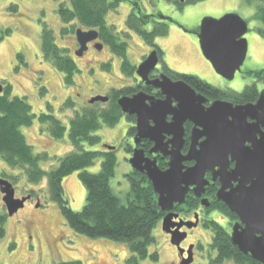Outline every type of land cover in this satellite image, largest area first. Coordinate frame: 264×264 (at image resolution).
I'll return each mask as SVG.
<instances>
[{
	"label": "rangeland",
	"instance_id": "rangeland-1",
	"mask_svg": "<svg viewBox=\"0 0 264 264\" xmlns=\"http://www.w3.org/2000/svg\"><path fill=\"white\" fill-rule=\"evenodd\" d=\"M122 1L120 7L107 16V23L114 25L119 33L128 31L126 19L132 12V0ZM60 2L69 4V0H0V82H9L13 86L14 96L26 97L31 103L33 112L40 115L53 113L61 122L69 127L70 119L75 111L62 109L66 99L76 102V109H82L89 104L94 96L109 95L112 90L125 88L135 80L122 74L121 59L112 55L107 44L103 50L93 45L85 57H76V35L63 37L60 35L62 23L58 15ZM143 15H160L168 20L169 35L156 40L158 46L165 53V62L176 73L196 75L220 90L232 93L242 92L248 85L257 83L261 91L263 84L255 78V73L264 71V37L258 29L260 23L254 18L255 5H247L244 0H206L194 5H187L181 11L174 4L166 0H137ZM230 13L243 17L249 27L245 35L248 40V54L241 70L236 73L233 81H228L215 72L212 64L207 61L201 51L197 32L204 19H217ZM44 19L55 32L57 44L68 48L70 56L74 57L80 73L76 76V85L67 88L64 85L62 73L45 61L41 51V20ZM149 29L152 24H149ZM7 31V33H6ZM10 31V32H9ZM6 33V34H5ZM129 40L128 58L132 64H139L149 51V46L143 43L137 33H132ZM22 54L24 61L18 59ZM110 63L111 71L103 70V64ZM42 87L48 92L42 94ZM51 107V109H50ZM128 119L123 118L115 127L104 126L97 131L101 143L92 150H106L105 145L116 147L118 167L115 177L111 179L114 192L126 198L130 190L126 175L132 170L129 159V147L135 144L128 136ZM23 133L28 144L35 152H47L53 160L42 163V168L52 170L58 166L56 158H62L73 151L68 133L64 140L52 139L44 126L36 119L30 127H24ZM98 159L94 166L87 168L91 173H98L101 167ZM6 174L7 177H3ZM20 171L10 168L0 158V179L9 181L16 189L15 197L30 199L24 208L13 217L8 215L3 194L0 191V215L7 214L6 235L0 240L1 264H59L70 260H81L83 264H125L131 255L126 243L108 238H88L77 234L67 225L60 207L49 197L47 179L37 185H31ZM12 176H18L15 181ZM65 195L69 198L70 207L76 212L82 210L86 202V190L82 185L78 172L67 176L63 182ZM32 192H34L32 194ZM32 194V195H31ZM39 205V206H38ZM38 206V207H37ZM190 217V216H189ZM193 215H191L192 219ZM164 219V218H163ZM163 219L154 228L155 245L150 253L158 252L160 259L153 262L151 258L141 261V264H182L187 258L188 251L193 255L190 264H208L210 259V242L213 233L203 222L213 220L231 230L230 218L219 211H212L210 215L200 216V224L187 230V237L181 247L171 243V236L163 230ZM205 220V221H206ZM16 244L14 250L10 247ZM181 250L185 253L182 255ZM224 264H234L228 261Z\"/></svg>",
	"mask_w": 264,
	"mask_h": 264
},
{
	"label": "trees",
	"instance_id": "trees-1",
	"mask_svg": "<svg viewBox=\"0 0 264 264\" xmlns=\"http://www.w3.org/2000/svg\"><path fill=\"white\" fill-rule=\"evenodd\" d=\"M206 0H186L185 2L173 1L175 8L185 10L187 5H194ZM138 5L137 0L132 3ZM247 5H255L254 18L260 23L259 34L264 37V0H244ZM116 0H69V4L60 2L58 15H60L62 28L60 35L63 37L74 36L80 28L85 31L96 30L100 39L110 47L113 55L121 59L122 74L127 77H134L136 66L128 58L131 32L137 33L149 47L158 49L160 59L166 73L174 74L192 83L197 89L204 92L210 98L229 99L233 103L254 102L258 97L257 85H248L242 92L228 93L207 83L196 75H186L173 72L169 65L164 62L165 53L158 46L156 40L169 35V24L155 23L152 29L148 28L152 16L131 14L126 19V27L129 31L119 33L114 25L107 23V16L119 7ZM41 51L42 57L50 63L60 74L62 73L64 85L73 88L76 85V76L79 74L74 57L70 56L68 48L59 47L55 32L49 24L41 21ZM10 32V31H9ZM7 33V31H6ZM5 33V34H6ZM2 36L0 39H4ZM18 59L24 61L23 55L18 54ZM111 64H103V70L111 71ZM256 80L264 81V71L255 73ZM3 91L0 93V158L10 168L20 171V178L24 175L27 182L37 185L47 179L49 197L60 207L61 213L67 225L77 234L85 235L88 238H108L117 242H124L130 248L131 255L126 259L125 264H141V261L151 258L157 262L160 256L157 251L150 253V248L155 245L156 238L153 235L154 228L162 221L165 212H162L157 203V195L154 192L152 183L143 173L130 171L126 175L130 190L126 198L118 196L112 187L111 179L115 177L118 167L116 150H92L101 143V138L96 134L104 126L115 127L123 118L134 122L135 118L125 116L118 105L121 96L137 93L140 86H126L121 89H114L107 95L108 102H95L87 104L82 109H76V102L71 98L66 99L62 109L74 110V116L69 120L67 127L53 113L40 115L33 112L31 103L26 97L14 96L13 86L9 82H1ZM42 94L48 92L42 87ZM51 109V107H50ZM38 119L44 126V131L50 134L52 139L64 140L68 133L69 142L73 151L62 158H56L58 166L52 170L42 168V163L53 160L51 156L43 151L37 153L34 147L28 144L23 133L24 127H30ZM136 129L129 128L128 136H132ZM131 151V148L128 149ZM101 160V167L98 173H91L87 168L94 166L97 160ZM160 169L167 168L165 162L159 163ZM78 172L79 179L86 190V202L82 210L74 211L70 207L69 198L65 195L63 182L67 176ZM3 177H7L3 174ZM18 176H12L15 181ZM34 192H32L33 194ZM215 193V192H214ZM31 194V195H32ZM194 206L187 211L191 212ZM208 211H219L230 218V224L238 222V218L227 206L216 200V203ZM186 212V210H185ZM7 214L0 215V240L4 239L7 223ZM205 227L210 228L213 233L210 242V259L208 264H224L233 261L234 264H261L250 255L240 252L231 239V232L219 222L207 221ZM16 244L10 249L14 250ZM1 264V262H0ZM43 264V263H38ZM59 264H83L80 260L63 261Z\"/></svg>",
	"mask_w": 264,
	"mask_h": 264
},
{
	"label": "water",
	"instance_id": "water-1",
	"mask_svg": "<svg viewBox=\"0 0 264 264\" xmlns=\"http://www.w3.org/2000/svg\"><path fill=\"white\" fill-rule=\"evenodd\" d=\"M198 30L197 36L205 59L221 77L233 81L249 51L245 38L249 32L247 21L230 13L219 20L204 19ZM75 35L80 46L76 52L79 57L89 49V43L100 37L96 30L85 31L82 28ZM97 47L102 49V45ZM158 63L157 51L151 52L137 67L136 75L146 84L159 88L166 98L157 100L140 91L132 96H121L118 105L123 114L137 118V134L134 137L136 148L129 161L134 171L147 176L161 211L167 213L162 222L164 232L171 236L173 245L181 247L188 234L180 231L186 224L173 223L176 216L174 208L176 205H185L191 187L201 197L209 184L207 174L211 173L212 179L220 182L217 200L223 202L238 218L230 230L232 242L240 252L264 264V91L255 104L236 105L226 100H216L207 108L205 103L208 100L196 94L183 81L173 82L166 75L151 81L150 74ZM2 91L0 82V93ZM108 101L107 96L97 95L91 98L90 104ZM170 116L172 120L168 122ZM188 120L195 127L190 150L187 155H183L184 123ZM167 136L171 138L168 143L165 142ZM146 139L155 143L151 155L162 153L169 157L166 170H161L158 161L147 156L146 151L139 147ZM104 147L115 149L108 144ZM193 161L195 164L192 167L185 164ZM0 191L10 217L23 209L30 199V196L17 199L16 189L3 178L0 179ZM202 201L206 208L209 207L207 199ZM184 253L181 250V254ZM188 255L182 264L193 261L191 251H188Z\"/></svg>",
	"mask_w": 264,
	"mask_h": 264
},
{
	"label": "flooded vegetation",
	"instance_id": "flooded-vegetation-1",
	"mask_svg": "<svg viewBox=\"0 0 264 264\" xmlns=\"http://www.w3.org/2000/svg\"><path fill=\"white\" fill-rule=\"evenodd\" d=\"M116 1H119V0H116ZM120 3H119V7H120V4H121V2L122 1H119ZM172 3V2H171ZM132 6H133V9H132V12L130 13V15L131 14H133V13H135L137 16H139L140 14H139V12L141 13V15H143L142 14V11H141V8H140V6H139V4L138 5H136L134 2L132 3ZM139 14V15H138ZM129 15V16H130ZM128 16V17H129ZM148 16H150V15H148ZM127 17V18H128ZM150 22H149V24H152V28H153V26L155 25V23L157 22V23H166V22H168V20L167 19H162V16H161V14L160 15H155V16H152V18L149 20ZM149 24H148V26H149ZM169 24V23H168ZM169 27H170V25H169ZM151 28V29H152ZM199 29V28H198ZM84 30V29H83ZM87 31V30H86ZM129 31V30H128ZM199 31V30H198ZM129 32H131V31H129ZM133 33V32H132ZM170 33V32H169ZM100 35V34H99ZM76 41H77V38H76ZM89 45V49L92 47V45L96 48V49H98V50H103V47H104V45H105V43L103 42V41H101V39H100V37H99V39L98 40H96V41H94V42H92V43H89L88 44ZM97 45H102V49H99L98 47H97ZM77 46H78V43H77ZM79 47V49H80V46H78ZM79 49H77L76 51H75V53L79 50ZM89 49L87 50V51H89ZM109 49H110V47H109ZM87 51L86 52H84V54L82 55V57H85V55H86V53H87ZM153 51H157V53H158V49H157V47L156 48H154V47H149V51L147 52V54L146 55H144L143 56V58L140 60V62H139V64H137V65H135L136 66V69H137V67L143 62V61H145L146 60V58L149 56V55H151V52H153ZM163 51V50H162ZM110 52H111V50H110ZM111 54H112V52H111ZM113 55V54H112ZM158 56H159V53H158ZM76 57H78V58H82V57H79V56H76ZM164 62H165V56H164ZM166 63V62H165ZM134 65V64H133ZM102 69H103V67H102ZM174 72V71H173ZM176 73V72H175ZM135 76L134 77H131L132 78V81L133 80H135V85H133V84H131L130 86H133V87H137V86H140V89L137 91V92H140V91H142V92H144V93H146L147 95H150V96H154V97H156V99L157 100H159V99H161V100H164L166 97L164 96V95H162V93H161V90L158 88H156L154 85H152V84H146V82H143L142 81V79L138 76V75H136V71H135V74H134ZM162 75H166L167 77H170V79L173 81V82H179V81H183L185 84H188L189 86H191V88L192 89H194L195 90V92H196V94H198V95H203L207 100H208V102L207 103H205V106L207 107V108H210L211 106H212V103L214 102V101H216V100H226V101H229V102H231V103H233L232 101H230L229 99H226V98H223V99H218V98H210L208 95H206V94H204V92H202V91H200L199 89H197L192 83H189L187 80H185V79H183V78H181V77H177L176 75H174V74H170V73H166V71L164 70V65H163V63H162V61H161V59H160V56H159V63H158V66H157V68L154 70V71H152V73L150 74V80L151 81H153V80H157L158 78H161V76ZM258 82H260V83H262L263 84V86H262V88H264V81H259L258 80ZM256 85H257V83H256ZM257 91L259 92V95H260V93L262 92V91H264V89H262L261 91L258 89V86H257ZM135 94H137V93H135ZM134 95V94H133ZM259 95H258V97L255 99V101L254 102H245V103H235L236 105H245V104H249V103H252V104H255L256 103V101H257V99L259 98ZM107 96V95H106ZM129 96H132V95H129ZM108 97V96H107ZM110 99V98H109ZM89 103H90V101H89ZM174 106H176V103H174L173 104ZM126 116V115H125ZM127 116H131V115H127ZM126 116V117H127ZM131 117H133V118H135V116H131ZM126 119V118H125ZM172 120V117L170 116L169 118H168V122H170ZM129 121V120H128ZM136 121H137V118H135V121L134 122H130V124H131V128H134V129H136ZM153 123L151 122V125H152ZM129 127V128H130ZM184 127H185V134H184V145H183V150H182V154L183 155H187L188 154V152H189V150H190V146H191V144H192V137H191V135H192V131H193V128L195 127L194 126V124H193V122H191V121H186L185 123H184ZM128 128V129H129ZM136 134H137V129H136V131H135V133L131 136V138H133V140H134V137L136 136ZM130 137V136H129ZM171 140V138L169 137V136H167L166 137V140H165V142L166 143H168L169 141ZM134 142H135V140H134ZM170 145V144H169ZM154 146H155V143L151 140V139H146V140H143L140 144H139V147L140 148H142V149H144L145 151H146V153H147V156H149V157H152V158H155L157 161H158V166H159V163H161V162H165L166 164H167V168H168V165H169V162H170V160H169V157H165L162 153H153L152 155H151V150L154 148ZM105 148V147H104ZM129 148H131V151H129L130 153H131V156L130 157H132V154H133V149H135L136 148V144H133V145H131ZM170 148H171V145H170ZM108 150V149H107ZM114 150H116V147H115V149ZM187 166H190V167H192V166H194V164H195V161H193V162H186L185 163ZM234 166V164H232V167ZM160 168V167H159ZM166 168V169H167ZM166 169H164V170H166ZM163 170V169H162ZM208 180H209V184L206 186V188H205V190H206V192L201 196V197H198L197 195H196V192L195 191H193V187H191L190 188V190H189V194L187 195V197H186V203H185V205H183V206H178V205H176V207L174 208V211H173V213L176 215L175 216V218L173 219V223L175 224V223H181V224H186V225H183V227H181L180 228V231L182 232V233H185V234H187V230H191V229H193V228H196L199 224H200V216H207V215H210L211 214V212L212 211H208L215 203H216V200H217V192H218V190H219V187H220V182H219V180H216V182L212 179V175H211V173H208L207 174V177H206ZM215 192V193H214ZM208 200L209 201V207H207L206 208V206H204L203 205V201L202 200ZM194 206V207H196V208H194L191 212H189V211H187L188 209H189V207L190 206ZM185 210H186V212H185ZM166 213V212H165ZM166 215H167V213H166ZM165 215V216H166ZM191 215H193V217H192V219L190 218L191 217ZM164 216V217H165ZM190 216V217H189ZM206 220V219H205ZM203 221V222H205L204 223V226L206 225V223H207V221H209V220H206V221ZM187 224H189L190 226H188ZM194 225H196V227H194ZM176 229V228H175ZM189 256V255H188ZM188 256H187V258H188ZM186 258V259H187Z\"/></svg>",
	"mask_w": 264,
	"mask_h": 264
}]
</instances>
